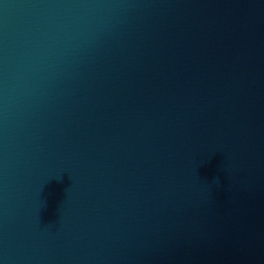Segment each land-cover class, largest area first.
<instances>
[{"label":"water","instance_id":"1","mask_svg":"<svg viewBox=\"0 0 264 264\" xmlns=\"http://www.w3.org/2000/svg\"><path fill=\"white\" fill-rule=\"evenodd\" d=\"M0 264H264V0H0Z\"/></svg>","mask_w":264,"mask_h":264}]
</instances>
